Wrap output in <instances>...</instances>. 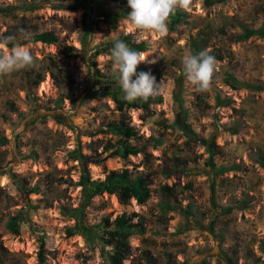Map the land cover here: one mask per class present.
I'll return each mask as SVG.
<instances>
[{
  "label": "rangeland",
  "instance_id": "1",
  "mask_svg": "<svg viewBox=\"0 0 264 264\" xmlns=\"http://www.w3.org/2000/svg\"><path fill=\"white\" fill-rule=\"evenodd\" d=\"M0 9V39L15 37L36 63L0 74V264L104 263L97 245L67 235L75 219L65 210L84 203L77 148L104 160L89 164L93 180L128 169L150 184L145 204L105 193L85 209L86 223L106 238L104 220L126 216L143 226L123 264H264V0H189L163 35L127 18L112 28V0H0ZM245 29L257 33L235 39ZM41 33L57 42L35 41ZM121 36L149 44L137 66L160 82L149 111H120L100 92L120 86L107 47ZM194 40L221 56L204 91L183 72ZM120 122L144 152L114 154L127 139L112 131ZM20 214L15 235L9 226Z\"/></svg>",
  "mask_w": 264,
  "mask_h": 264
},
{
  "label": "trees",
  "instance_id": "2",
  "mask_svg": "<svg viewBox=\"0 0 264 264\" xmlns=\"http://www.w3.org/2000/svg\"><path fill=\"white\" fill-rule=\"evenodd\" d=\"M118 9L114 12L107 13L105 17L110 20V26L112 28H117L122 19L127 18V14L130 9L127 6V0H112ZM66 8L70 10H76L77 5L67 6ZM0 11H3L0 9ZM185 14L180 13L176 10L174 15H171L173 24L179 23ZM257 33V31L245 29L241 35H237L235 39L243 40L244 38L250 37L252 34ZM33 39L37 42L43 43H55L57 42V37L53 33H41L33 36ZM118 40L125 42L132 50L138 51L139 53L145 52L149 49L148 42H132L128 36H121ZM116 41V40H115ZM114 41V42H115ZM114 42L110 43L107 50L111 51ZM13 44H9L12 46ZM74 48H69L64 51L66 57H71ZM192 51L194 54H199L203 51V45L198 40L193 41ZM215 57V61L220 60L221 56L214 53L206 52ZM111 54V52H110ZM0 55H3V51L0 50ZM138 72V69L136 70ZM135 78V77H133ZM231 83V80L229 81ZM240 85L234 86L237 89ZM100 92L104 94H110L113 101L116 103L118 110L124 111L125 109H143L144 111H149L151 103L159 101V96L150 97L148 100L138 99L135 102L129 103L123 99L124 93L121 87L116 86L115 82L108 85L105 84L101 87ZM112 131L125 133L127 135L126 140H121L119 147L115 150L114 154L122 158H128L129 156H135L144 152L143 147H139L129 143L128 139H131L133 128H129L124 122L112 125ZM154 146L157 145L156 139L152 138ZM152 142V143H153ZM72 156L75 161H78L80 166V179L78 181V186L81 187L82 197L84 200L83 205L72 210H65L71 217L75 219V224L72 228L67 230L68 236L80 235L82 236L86 243L94 248L96 245L100 249L101 257L103 258V264H123L125 260V254L129 253L130 246L128 244L129 237L138 230H143L142 225L134 224L131 217L122 216L116 219L114 223L104 220L103 228L106 231L105 236H101L95 233V228L90 227L85 221V209L90 205L93 198L103 195L105 193L110 195H117L122 203H126L129 200H136L139 204H145L149 201L152 196V191L150 184L146 177L140 176L134 179L128 169H123L121 171L111 170L106 174L103 180H93L91 177V172L89 169V164H99L104 160H98L93 157L85 156L81 153L80 149H75L72 152ZM166 190H170L169 187H165ZM25 219L24 214H20L18 218H14L13 222L10 224V229L15 235H20L19 221ZM44 243L42 242L41 249L39 252L40 262H46Z\"/></svg>",
  "mask_w": 264,
  "mask_h": 264
},
{
  "label": "clouds",
  "instance_id": "3",
  "mask_svg": "<svg viewBox=\"0 0 264 264\" xmlns=\"http://www.w3.org/2000/svg\"><path fill=\"white\" fill-rule=\"evenodd\" d=\"M188 2L189 0H127L130 9L127 19L137 30L163 35L168 30L169 17L175 14L178 7L187 8ZM14 41L15 37L11 36L0 39V47L13 44L10 54L0 55V74L36 66L31 52ZM111 56L115 66L113 75L124 93L125 101H146L158 93L160 82L150 72L136 71L138 64L145 60L138 51L117 39L111 49ZM215 62L214 56L203 51L199 54H187L182 61L183 72L197 90L204 91L210 88Z\"/></svg>",
  "mask_w": 264,
  "mask_h": 264
},
{
  "label": "water",
  "instance_id": "4",
  "mask_svg": "<svg viewBox=\"0 0 264 264\" xmlns=\"http://www.w3.org/2000/svg\"><path fill=\"white\" fill-rule=\"evenodd\" d=\"M219 105H223L222 103H219Z\"/></svg>",
  "mask_w": 264,
  "mask_h": 264
}]
</instances>
